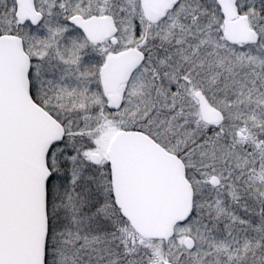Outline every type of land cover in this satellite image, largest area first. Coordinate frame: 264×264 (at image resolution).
<instances>
[{"label": "snow or ice", "instance_id": "snow-or-ice-1", "mask_svg": "<svg viewBox=\"0 0 264 264\" xmlns=\"http://www.w3.org/2000/svg\"><path fill=\"white\" fill-rule=\"evenodd\" d=\"M0 264H264V0H0Z\"/></svg>", "mask_w": 264, "mask_h": 264}]
</instances>
